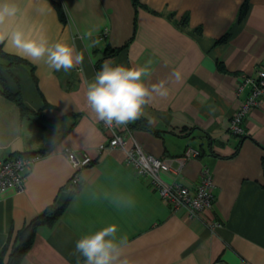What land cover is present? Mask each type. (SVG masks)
Returning <instances> with one entry per match:
<instances>
[{"label":"crops","instance_id":"1","mask_svg":"<svg viewBox=\"0 0 264 264\" xmlns=\"http://www.w3.org/2000/svg\"><path fill=\"white\" fill-rule=\"evenodd\" d=\"M243 1L140 0L148 9H136L131 0H47L51 10L33 16L32 23L43 27L50 42L82 52L84 61L65 72L24 58L29 64L13 67L11 75L2 70L9 90L19 91L27 108L38 111L46 102L43 116L54 120L41 126L0 93V159L44 152L22 191L10 188L0 195V250L10 232L65 191L75 171L64 153L69 147L86 153L91 163L78 170L80 187L57 220L37 227L20 264H83L76 240L110 224L118 226L117 239L127 236L129 264H264V95L245 117L243 135L228 130L246 94H236L240 78L264 66V0H247L238 20ZM53 2L64 8L66 22ZM88 30L93 35L83 40ZM92 41L98 43L87 48ZM105 60L146 67L149 87L167 80L168 95L154 94L142 116L161 133L133 129L132 139L144 152L168 159L172 169L181 166L163 173L166 181L193 187L206 165L214 184L210 209L195 218L172 211L119 148L98 151L109 136L87 107L85 92L96 62ZM176 70L179 80L172 75ZM187 146L202 152L181 164Z\"/></svg>","mask_w":264,"mask_h":264},{"label":"clouds","instance_id":"2","mask_svg":"<svg viewBox=\"0 0 264 264\" xmlns=\"http://www.w3.org/2000/svg\"><path fill=\"white\" fill-rule=\"evenodd\" d=\"M51 10L47 0H0V46L32 63L43 61L50 69L65 72L82 65V52L61 41L50 42L41 26L32 23L33 16ZM93 33L85 31L81 38L90 40ZM98 41L87 44L94 47ZM150 75L146 67H126L105 60L94 79L86 82V105L98 121L109 128L127 126L144 115V107L154 98L168 95L167 80L145 84ZM172 75L179 80L181 73ZM118 226L110 224L75 242V252L84 257L83 264H129L124 255L127 236L117 239Z\"/></svg>","mask_w":264,"mask_h":264},{"label":"built area","instance_id":"3","mask_svg":"<svg viewBox=\"0 0 264 264\" xmlns=\"http://www.w3.org/2000/svg\"><path fill=\"white\" fill-rule=\"evenodd\" d=\"M244 90H246L244 99L229 120L228 130L237 136L244 134L242 124L245 117L252 108L258 105L259 98L264 95V66L257 69L255 74L240 78L236 86V94H240ZM101 126L108 132L109 137L106 142L98 146V151L119 148L124 154L126 163L135 173L149 178L162 201L172 211L183 210L187 218H195L212 207L214 184L212 174L206 165L201 169L199 181L193 187L166 181L162 174L169 171L177 173L181 170V166L172 169L168 159L144 152L140 145L132 139L131 131L126 126L109 128L103 122H101ZM64 153L75 170L64 188L70 193L79 186L78 170L89 165L92 158L84 152H76L69 147L64 148ZM42 155L43 153L38 151L0 159V195L10 188L22 191L29 170ZM198 155L199 152L196 148L187 146L183 156L179 157V160L182 159L179 162L182 164L184 159ZM210 225L214 227L219 223L212 222Z\"/></svg>","mask_w":264,"mask_h":264},{"label":"trees","instance_id":"4","mask_svg":"<svg viewBox=\"0 0 264 264\" xmlns=\"http://www.w3.org/2000/svg\"><path fill=\"white\" fill-rule=\"evenodd\" d=\"M131 1L136 9L138 7L147 8L144 4L140 2V0H131ZM53 5L58 13L60 20L62 22H66V14H65V11L62 5L58 2H53ZM247 7H248V2L247 0H244L238 10V15H237L238 20H241L244 17L247 11ZM167 16L169 18H172L173 13H168ZM186 22H187V15L185 14L183 18L181 19L180 24L186 25ZM195 31L198 32L199 29L196 28ZM226 35L227 34H224V36L220 38V40H224L226 38ZM119 49H121V47L108 50L105 57L113 55V53H116L117 51H119ZM22 64H29V62L20 56L5 52L0 46V93L6 98L13 100L17 104L20 110L21 116H25L27 118L33 117L36 123L43 126V123H42L43 121H53L54 120V119H49L43 116V113H42L43 108L48 106V104L45 102L41 110H38V111L30 110L23 103L19 91L11 92L9 90L6 80L4 76L2 75V70H5L11 75L12 68L17 67ZM101 64H102L101 61L96 62L95 64L96 72L100 70ZM31 69H32V66H31ZM126 128L130 131L133 129H143V130L151 131L155 134L161 133L160 131L152 128L150 123L143 117L136 120L135 122L129 123L126 126ZM197 150L199 152L198 156H200L202 152V148H199ZM40 152L44 153L43 150ZM75 192L76 190L73 192H70L69 196H72V194ZM66 204L67 203H65L64 206H62L61 208H56L55 202H54L50 204L49 206H47L46 208H44L34 218L26 222L15 233L12 234L10 232L7 236V239L4 245L2 246L0 250V264H20V261L22 260L23 256L25 255V253L29 250L30 246L32 245L33 238H34L37 227L41 225L51 226L57 220V218L61 215Z\"/></svg>","mask_w":264,"mask_h":264},{"label":"water","instance_id":"5","mask_svg":"<svg viewBox=\"0 0 264 264\" xmlns=\"http://www.w3.org/2000/svg\"><path fill=\"white\" fill-rule=\"evenodd\" d=\"M70 193L67 191H63L60 193L58 199L55 202V207L56 208H61L62 206H64V204L66 203V201L69 198Z\"/></svg>","mask_w":264,"mask_h":264}]
</instances>
